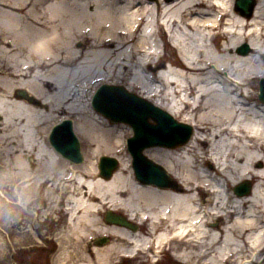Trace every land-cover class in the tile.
<instances>
[{
	"label": "bare ground",
	"instance_id": "obj_1",
	"mask_svg": "<svg viewBox=\"0 0 264 264\" xmlns=\"http://www.w3.org/2000/svg\"><path fill=\"white\" fill-rule=\"evenodd\" d=\"M255 1L248 16L235 0H0V208H12L0 220L31 223L19 245L47 241L57 247L52 264H264V101L255 86L264 79V0ZM165 32L180 58L159 51ZM99 85L163 111L177 125L164 142L193 129L178 147L144 149L168 184L137 178L125 148L131 114L112 111L125 119L111 121L90 106ZM64 120L85 145L81 163L48 140ZM100 155L117 169L97 167ZM60 206L61 231L45 241L32 220ZM113 212L124 222L109 221Z\"/></svg>",
	"mask_w": 264,
	"mask_h": 264
},
{
	"label": "water",
	"instance_id": "obj_2",
	"mask_svg": "<svg viewBox=\"0 0 264 264\" xmlns=\"http://www.w3.org/2000/svg\"><path fill=\"white\" fill-rule=\"evenodd\" d=\"M252 7L253 3L250 0L237 1V8L244 11L245 14L248 16L251 13ZM113 90H115L117 93L115 99L118 100V98H120L126 100L127 106L122 108L120 102H118L119 100L111 101L112 104H108V102L107 106L96 101L93 103L94 108L102 112L111 120L115 121L124 120L125 118H123L119 114H115L112 111L119 113L125 112L126 115L131 114L127 117V121L132 125L134 137L129 140V151L133 157V165L136 171L137 178H139L140 181L152 183L159 186L168 184L170 180L168 179L166 173L162 169H160V166L154 164L153 162L145 158L142 155V151L144 148L151 146L174 147L175 145L184 144L190 137V128H187L188 131L186 132V136H184L183 138H177V136L175 135L176 139L174 142H164L163 140H161V137L157 138L156 136H159L158 134L160 133L167 132L166 130H170L172 132L176 131V123H174V121H171L168 116L165 115V113H163L161 110H157V108H153L144 100L136 97L133 94L127 93L123 88L117 87L113 88ZM260 98L264 100V94H261ZM138 109H140V111H138ZM149 117L153 118L154 121L157 123L155 126L147 124V119ZM63 126L61 127L66 128L67 130V132L65 133L69 134V140L66 143H60V141L56 140V138H54V136L52 135L50 141L52 145L56 148V150L59 151L63 156L67 157L72 162L79 163L82 161L79 142L77 138L74 137L70 125L68 124L65 127ZM152 131L156 132L157 134L152 135ZM102 161L110 162L111 160L107 159ZM115 167L116 164L113 162V165L109 167V173H112ZM143 168L145 169V171ZM238 189L240 190V188ZM245 191L248 192L249 188L245 187ZM108 219L109 221H115L119 223L124 222L122 221V219L110 217V215Z\"/></svg>",
	"mask_w": 264,
	"mask_h": 264
},
{
	"label": "rangeland",
	"instance_id": "obj_3",
	"mask_svg": "<svg viewBox=\"0 0 264 264\" xmlns=\"http://www.w3.org/2000/svg\"><path fill=\"white\" fill-rule=\"evenodd\" d=\"M253 1H254V3H256L255 0H253ZM159 51H161V50H159ZM166 53L169 54V48L166 50ZM260 85H261V81H259L258 83H255V86L258 88V90H257L258 96L260 94V90H259ZM101 86L102 85H99L97 87L96 91ZM111 90L113 92L112 93L110 92V94H112L113 96H117L116 91L113 89H111ZM92 96H91V100H92ZM109 98H110V95L107 96V100H109ZM91 100H90V103H91ZM107 100L105 99L104 101H107ZM149 121L153 122L152 120H149ZM56 124H58V123H56ZM54 125H52V127ZM52 127L49 130V134H50ZM72 130H73V126H72ZM166 131H168V130H166ZM192 131H193V129H192ZM151 134L154 135L157 133L152 131ZM131 136H133L132 129L129 131L128 138H130ZM156 137L158 138V136H156ZM80 142H81L80 143L81 144V153H82L83 161H84L85 154H86L85 153V145L81 140H80ZM178 146H180V145H178ZM178 146H175V147H178ZM125 148H126V151H128L127 146H126V142H125ZM143 154H144V151H143ZM102 156H105V155H100L97 159V167H98V162L100 160V157H102ZM108 157L112 158L111 156H108ZM131 161H132V159H130V162ZM154 163L157 164V162H154ZM252 183L253 182L250 181L251 185H252ZM13 199H16L15 195H13ZM11 201H12V203H15L14 201H16V200H11ZM61 208H62V206H60L57 210H55V213L54 212L50 213L51 210L47 211L45 209H41V211L38 213L37 217L32 220L34 232H38V233L42 234L41 238L43 240L46 241L48 238H53L56 235V233L61 231V228L63 226V220H64V217L62 216V212L59 211V209H61ZM11 209H9V207H7L5 209L0 208V215H2L4 213V210L6 211V210H11ZM9 221H12V223H9ZM24 222L22 221L21 216H19L18 218L17 217L15 218L14 216H12V217H8V218H5L3 220H0V237H1L0 238V264H52V258L57 253V247H55L49 243H46L47 241L46 242L42 241L40 243H36L34 241L36 239L31 238V236L33 237L34 235H31L30 236L31 239L28 241L30 243H23L20 245L18 244L20 241V238L27 235V233L29 232L28 231L29 226L31 225V223H29V222H26V223H24ZM2 237H3V239H2ZM5 238H6V240H4ZM13 240H15L16 242H14ZM23 240H25V237L23 238ZM2 243L5 246H7L4 252L1 251ZM7 244H9V246ZM34 244L38 245V247H35L36 245H34ZM161 260L163 262H168V257L164 256L161 258Z\"/></svg>",
	"mask_w": 264,
	"mask_h": 264
}]
</instances>
